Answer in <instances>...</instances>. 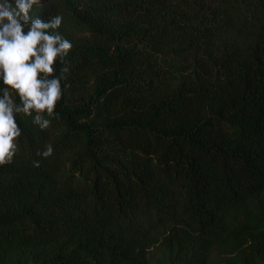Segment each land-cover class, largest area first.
<instances>
[{"label":"trees","instance_id":"16d2710c","mask_svg":"<svg viewBox=\"0 0 264 264\" xmlns=\"http://www.w3.org/2000/svg\"><path fill=\"white\" fill-rule=\"evenodd\" d=\"M56 15L63 95L47 129L16 114L0 264H264V0L30 12Z\"/></svg>","mask_w":264,"mask_h":264},{"label":"clouds","instance_id":"9594fccd","mask_svg":"<svg viewBox=\"0 0 264 264\" xmlns=\"http://www.w3.org/2000/svg\"><path fill=\"white\" fill-rule=\"evenodd\" d=\"M42 3L43 0H0V80L5 86L0 89V166L11 164L18 151L22 130L16 114L35 113L33 122L42 130L47 129L50 121L43 116L54 115L63 95L61 76L56 74L55 66L64 64L73 45L58 31L62 24L60 15L49 20L30 16L33 6ZM13 93L18 95L19 104ZM52 154L51 145L37 153L45 158ZM34 166L39 167V161Z\"/></svg>","mask_w":264,"mask_h":264}]
</instances>
